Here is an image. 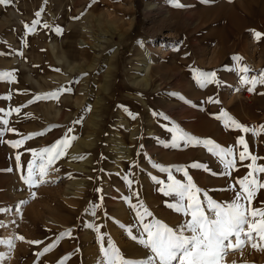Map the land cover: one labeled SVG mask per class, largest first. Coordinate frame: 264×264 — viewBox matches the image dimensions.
I'll list each match as a JSON object with an SVG mask.
<instances>
[{
  "label": "rangeland",
  "instance_id": "rangeland-1",
  "mask_svg": "<svg viewBox=\"0 0 264 264\" xmlns=\"http://www.w3.org/2000/svg\"><path fill=\"white\" fill-rule=\"evenodd\" d=\"M180 2L185 7H176L175 0L0 5V71L15 72V82L0 81V121H8L0 122V240L12 241L11 247L0 243V264H100L99 236L106 247L115 242L126 258L146 259L150 253L129 235L141 236L137 211L152 213L144 223L159 220L175 228L184 219L168 207L173 196L159 191L173 181L157 165L181 183L187 177L177 169H184L221 203L230 202V188L239 189L252 170L248 165L264 166V132L253 136L215 118L227 112L249 129L264 126V85L253 92L242 83L264 70V0ZM255 32L262 34L259 40ZM147 58L149 73L143 71ZM245 66L250 71L238 72ZM196 70L215 72L220 83L201 86ZM43 96L48 98L36 99ZM177 127L232 149L231 175H224L228 170L204 145L173 146L176 133L170 129ZM66 134L77 138L66 155L53 162L42 183L37 177L36 184H26L30 150L51 147ZM30 135L12 147L10 142ZM240 138L260 158L255 164L239 160ZM203 192L198 196L206 204ZM261 206L264 189L252 202ZM233 262L264 264V251L247 244L223 264Z\"/></svg>",
  "mask_w": 264,
  "mask_h": 264
},
{
  "label": "snow or ice",
  "instance_id": "snow-or-ice-1",
  "mask_svg": "<svg viewBox=\"0 0 264 264\" xmlns=\"http://www.w3.org/2000/svg\"><path fill=\"white\" fill-rule=\"evenodd\" d=\"M12 0H0V5H7ZM205 3L208 0H204ZM175 6L178 8L185 7L180 0H175ZM37 16L40 13H36ZM34 24H39L36 20ZM44 27H49L47 24ZM27 30L32 32L34 29L28 27ZM257 40L260 39L261 33H254ZM22 55V53H21ZM236 61H242V57H234ZM238 72L246 73L250 71L249 68L238 67ZM215 72H203L196 70L195 79L204 86L209 83L220 82L215 79ZM0 81L15 82L14 71H0ZM242 83L248 87V91H255L257 85H264V70H261L260 75L256 78L242 79ZM70 91V89H68ZM47 96L37 97V100L47 99ZM212 103H219L218 100H211ZM2 111V109H0ZM19 113L20 109H15ZM10 114V113H8ZM217 120H223L225 127L234 128L236 130H243L245 133L251 132L253 136H258L264 132V126H258V129H249L232 117L227 112H222L215 117ZM165 119L167 117L165 116ZM7 124V120L0 121ZM14 131V129H8ZM71 129H69V132ZM174 131L176 136L173 141V146L178 147L177 141H183L186 144L204 145L207 151L216 155L224 164V175L227 177L231 175V169L235 167V160L229 159L233 156L232 149H225L219 144H216L211 139H199L192 136L183 130L170 129ZM2 135V133H0ZM33 135H43V133H35ZM25 139H32V135L24 139L10 142L13 148H19L24 144ZM77 139L67 134L55 142L51 147L43 148L39 151H32L33 161L27 165V176L23 177L26 184L32 185L37 183V177L40 182H43V177L48 174V170L53 162L60 157L66 155L67 150L71 147V141ZM238 143L243 146L244 151L239 154V160L250 159L253 164L260 159L256 155L249 153L248 145L244 138H240ZM83 159V157H81ZM16 160L20 161V155L16 156ZM40 163L36 164L35 161ZM160 167V171L169 172V179L172 184L168 186V190L160 188L166 196H173L175 203H169L168 207L173 209L176 213L182 214L183 222L178 227H171L166 223L157 220L155 223H144V216H152V213L146 208L141 213L137 211V216L140 218L142 224V233L139 238L129 233L130 238L147 250L150 255L146 259H132L126 258L115 242H111L109 246H105L104 236H99L100 252L102 259L100 264H223L225 258L230 252L242 251L247 244H251L253 248L264 251V206L253 208L252 202L261 189H264V180L259 178V174H264V166H257L253 168L250 164L248 167L252 169L248 174L241 179L239 189L231 186L230 190L233 196L230 202H217L212 197L203 192L193 181L192 177L184 169H177L183 171L184 176L187 177L186 183H181L174 180L171 176V170ZM192 168L202 169L207 171L206 167L201 163H193ZM155 180L156 178L153 177ZM157 184L161 181L156 180ZM131 184V181H129ZM206 197V204L202 201L198 194L202 193ZM95 207V205L93 206ZM132 207H135L134 205ZM95 215V213H93ZM3 227V225H0ZM95 227V231L99 232V227ZM64 234H61L63 237ZM71 235V233H68ZM23 240L24 237H19ZM0 243H7L10 247L12 241L0 240ZM29 243H40L39 241H30ZM48 249H45L47 251ZM2 259V258H0ZM235 264V262H233Z\"/></svg>",
  "mask_w": 264,
  "mask_h": 264
},
{
  "label": "bare ground",
  "instance_id": "bare-ground-1",
  "mask_svg": "<svg viewBox=\"0 0 264 264\" xmlns=\"http://www.w3.org/2000/svg\"><path fill=\"white\" fill-rule=\"evenodd\" d=\"M223 6H224V5H223ZM263 9H264V8H263ZM147 59H148V58H147ZM147 59H145V60H146V67L143 68V71H147V72L149 73V72L151 71V67H152L153 64L151 63L152 60L150 61L149 59H148V60H147ZM148 73H147V74H148ZM147 86H149V82H147ZM47 95H48V94H47ZM241 96H242V94H239V97H241ZM244 97H245V99L248 100V101H251V100H252V97H249L248 94H245ZM62 113H63V112H62ZM93 119H94V118H93ZM94 120H95V119H94ZM92 123H93V122H92ZM94 123H95V122H94ZM92 128H93V127H92ZM95 129H96V128H95ZM84 144H85V142H83V141L80 142V144H78V148H77V150L79 151V149L82 148V146H83ZM115 147H116V146H115ZM118 147H121V148H120V151H126V150H125L126 147H123L122 145H121V146L119 145ZM118 147H117V148H118ZM128 218L131 219V217H128Z\"/></svg>",
  "mask_w": 264,
  "mask_h": 264
},
{
  "label": "built area",
  "instance_id": "built-area-1",
  "mask_svg": "<svg viewBox=\"0 0 264 264\" xmlns=\"http://www.w3.org/2000/svg\"><path fill=\"white\" fill-rule=\"evenodd\" d=\"M245 94H248V95L250 96V93H249L248 91H246V90H245V92H244V95H245Z\"/></svg>",
  "mask_w": 264,
  "mask_h": 264
}]
</instances>
